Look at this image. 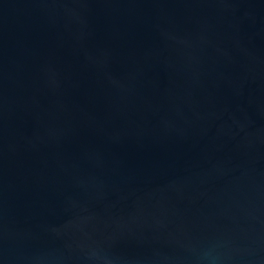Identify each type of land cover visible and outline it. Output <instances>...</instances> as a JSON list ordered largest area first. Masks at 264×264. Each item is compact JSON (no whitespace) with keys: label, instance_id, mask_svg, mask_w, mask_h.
Wrapping results in <instances>:
<instances>
[{"label":"water","instance_id":"water-1","mask_svg":"<svg viewBox=\"0 0 264 264\" xmlns=\"http://www.w3.org/2000/svg\"><path fill=\"white\" fill-rule=\"evenodd\" d=\"M0 264H264V0H0Z\"/></svg>","mask_w":264,"mask_h":264}]
</instances>
